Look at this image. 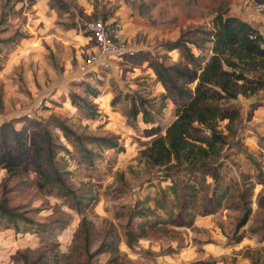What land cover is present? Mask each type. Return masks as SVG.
Here are the masks:
<instances>
[{
    "label": "rangeland",
    "instance_id": "rangeland-1",
    "mask_svg": "<svg viewBox=\"0 0 264 264\" xmlns=\"http://www.w3.org/2000/svg\"><path fill=\"white\" fill-rule=\"evenodd\" d=\"M62 1L68 7L65 11L55 0H34L31 5L0 0V124L4 123L0 144L12 148L8 137L16 129L20 149L28 156L25 164L0 168V198L5 195L9 207L34 221L13 225L0 216V264L264 261V85L250 98L239 95L229 100L242 117L232 132L219 122L225 142L201 168L152 164L143 152L148 137L140 130L147 124L139 115L126 116L127 96L140 91L155 102L149 108L154 119L167 123L174 102L166 97L163 105L157 103L163 89L147 56L162 53L161 41L208 25L218 9L264 33V15L253 10V0ZM109 11L106 21L118 24V36L133 54L124 52L108 56L106 64L87 65L94 42L86 23ZM167 55L166 62H181L175 49ZM250 102L258 106L246 119ZM52 114L77 134L114 136L121 145L97 148L84 141L94 152L90 160L72 136L66 138L46 125L68 150L54 156L63 165L66 184L88 203L80 211L51 183L39 184L31 162L41 146L42 123ZM207 167L216 178L206 173ZM184 192L190 199L187 208L180 206ZM212 195L219 200L214 206L206 204ZM245 206L248 216L236 227ZM126 228L134 231L130 246L125 243ZM106 231L107 239H115L117 261L109 259L106 250L94 251Z\"/></svg>",
    "mask_w": 264,
    "mask_h": 264
},
{
    "label": "trees",
    "instance_id": "trees-1",
    "mask_svg": "<svg viewBox=\"0 0 264 264\" xmlns=\"http://www.w3.org/2000/svg\"><path fill=\"white\" fill-rule=\"evenodd\" d=\"M55 1L61 10H67L64 1ZM24 2L31 5L34 0ZM110 12H102L101 19L106 21V18L111 16ZM160 47L162 53L148 55L146 59L157 78L156 81L163 89L157 103L163 105V99L170 98L174 102L173 117L163 125L158 123L149 109L155 102H150L151 100L140 91L127 96L130 105L127 107L126 116L135 119L139 115L141 122L147 124L141 126L140 130L143 136L148 137L143 152L152 164L185 163L194 168L208 166L206 160L217 154L225 142L226 133L219 127V122L223 121V128L232 132L233 124L242 117L239 107L229 100L239 95L250 98L264 85V33L248 21L228 13L226 9H218L208 25L201 24L184 30L174 39L161 41ZM172 49L178 52L181 62L165 61L169 57L167 52ZM254 102H250L246 119L251 117L253 109L258 106ZM42 124L41 146L36 147L31 160L36 167L39 184L51 183L58 194L68 196L75 208L80 211L82 206L88 203L82 201L66 184L62 173L63 165L54 156L55 153L68 150L60 141H55L46 125L56 127L66 138L72 136V141L84 150L83 156L90 160L94 152L84 141L97 148H121V145L114 136L77 134L53 114ZM3 125L4 123L0 124L1 134ZM19 133L12 129V133L9 134L8 139L13 140L12 148L3 142L0 144V168L8 169L28 162L26 152L20 149ZM39 148L42 151V158ZM210 169L207 167L206 173L208 172L213 179L216 178L217 175ZM183 194L180 206L187 208L190 199L186 198L185 192ZM212 196L214 198L208 197L206 204L213 202L214 206L219 200L217 195ZM210 211L212 210L207 209L205 212ZM248 212L249 208L245 206L235 224L236 227L245 222ZM0 216L13 225L19 220L34 222L9 207L5 195L0 198ZM37 223L42 225L40 228L44 226L43 222ZM132 233H134L132 229L126 228L125 243L129 246L133 240ZM105 234L94 251L106 250L109 252V259L117 261L119 251L115 239L112 237L107 239V231ZM84 238L87 239L86 232ZM256 264H264V261Z\"/></svg>",
    "mask_w": 264,
    "mask_h": 264
},
{
    "label": "built area",
    "instance_id": "built-area-1",
    "mask_svg": "<svg viewBox=\"0 0 264 264\" xmlns=\"http://www.w3.org/2000/svg\"><path fill=\"white\" fill-rule=\"evenodd\" d=\"M252 8L264 15V0H253ZM86 28L89 36L94 41L93 47L87 53L85 59L87 65L94 62L106 64L108 56H115L124 52L132 53L121 42L118 36L119 28L117 23L95 18L86 23Z\"/></svg>",
    "mask_w": 264,
    "mask_h": 264
}]
</instances>
